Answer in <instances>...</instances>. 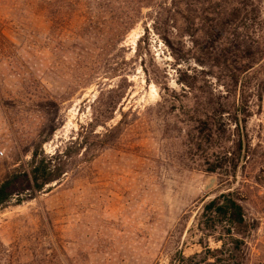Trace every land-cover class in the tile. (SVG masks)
I'll return each instance as SVG.
<instances>
[{"label": "rangeland", "instance_id": "1", "mask_svg": "<svg viewBox=\"0 0 264 264\" xmlns=\"http://www.w3.org/2000/svg\"><path fill=\"white\" fill-rule=\"evenodd\" d=\"M207 1L0 0V184L64 168L0 208V264H264V0Z\"/></svg>", "mask_w": 264, "mask_h": 264}, {"label": "trees", "instance_id": "2", "mask_svg": "<svg viewBox=\"0 0 264 264\" xmlns=\"http://www.w3.org/2000/svg\"><path fill=\"white\" fill-rule=\"evenodd\" d=\"M187 1L188 0H186V2ZM206 3L207 8L205 9L203 5H200L198 3L200 8H197V11H195L196 14L192 18H190V20H192V23L195 21H203V23H207L209 19H214V16L220 17V14L216 13H221V11H223V8L225 10L226 7L229 8L228 10L230 12V18L233 21L239 20L241 14L244 11H247L246 9L248 6L247 0H228V2H224L225 6L220 7L221 11L218 12L214 10V7L218 5H210L212 3V0H208ZM245 18L246 17L242 16V19ZM165 41L168 45H170L167 40ZM196 47L198 46H195V48ZM219 112L220 114L224 113L221 109L219 110ZM204 130L206 131V133L202 136L204 137V140H211L212 130L209 128V124L204 123L203 131ZM236 131L238 134V125ZM245 145V142L239 139L238 135V142L235 145L237 154H240ZM52 160V157H50L49 159H46L45 157H43L42 159H37L36 154H33L31 158V169L28 173L23 172L22 174L7 175L4 178L3 182L0 184V208L9 203L15 196L19 197L20 195H22L25 191L32 190L33 192H37L40 191L44 186L50 184L55 180H58L61 175H63L64 168L59 164H57V166L53 165L51 163ZM233 168L236 169V166L234 165ZM208 171L213 172V170ZM205 210L207 213L211 212V214H214V217H210L209 219H207V224L210 225V228L213 227L215 223L221 222L226 223L233 230H240L241 227H246L243 226V209L236 201V199H234L231 195L221 196L219 199L212 201L211 203H209L207 208H205ZM227 231L230 232L229 230Z\"/></svg>", "mask_w": 264, "mask_h": 264}]
</instances>
